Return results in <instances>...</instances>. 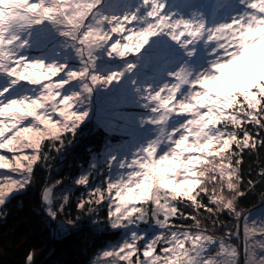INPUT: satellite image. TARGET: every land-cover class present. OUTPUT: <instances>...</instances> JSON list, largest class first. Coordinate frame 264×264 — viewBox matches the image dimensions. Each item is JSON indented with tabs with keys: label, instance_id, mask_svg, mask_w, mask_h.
Listing matches in <instances>:
<instances>
[{
	"label": "snow or ice",
	"instance_id": "1",
	"mask_svg": "<svg viewBox=\"0 0 264 264\" xmlns=\"http://www.w3.org/2000/svg\"><path fill=\"white\" fill-rule=\"evenodd\" d=\"M104 3L0 0V75L9 78V87L0 88V150L12 154L0 155V169L17 174L5 175L0 206L14 189L27 187L34 166L47 160L45 141L49 147L53 141L63 147L65 137L74 136L88 115L83 106L94 89L119 82L136 67L127 63L122 71L101 75L96 70L99 53L109 59L138 56L152 38L164 35L191 57L192 47L202 41L212 45L205 71L181 66L161 86L144 88L142 99L151 116L142 123L160 126V135L120 163L124 173L117 180L89 189L88 198L77 204L91 213L106 201L114 229L151 219L162 232L143 245V236L132 233L92 264H240L237 246L202 226L201 210L213 217V225L223 213L238 221L235 231L225 233L229 240L239 239L243 217L244 264H264V220H250L237 209L239 198L247 195L241 189L244 152L264 148V0H239L242 13L211 28L203 19L177 18L166 11L167 0H137L119 15L101 11ZM36 28L63 37V48L74 54L75 63L26 55ZM113 35L118 37L114 41ZM258 46L260 54L255 55ZM19 83L35 86L34 95L10 98ZM72 86L76 90L67 94ZM185 114L189 118L179 127L166 129L174 116ZM259 175L264 179V169ZM90 177L75 183L87 188ZM247 183L249 191L255 188L256 181ZM41 198L52 205L54 186L46 187ZM68 201L64 195L61 208ZM181 204L192 211L185 212ZM47 210L57 214L52 207ZM177 219L191 223L177 224ZM26 261L32 264V253Z\"/></svg>",
	"mask_w": 264,
	"mask_h": 264
},
{
	"label": "rangeland",
	"instance_id": "2",
	"mask_svg": "<svg viewBox=\"0 0 264 264\" xmlns=\"http://www.w3.org/2000/svg\"><path fill=\"white\" fill-rule=\"evenodd\" d=\"M112 1L113 2H111V0H105V3L101 7V11L108 14L119 15L124 11H130L137 2V0H126L124 8H120L121 3L119 0ZM243 10L244 7L239 3V0H167L166 7V11L174 13L177 18L183 17L185 19H191L195 17L197 19H203L206 22V26L209 28L218 26L221 23L230 22L233 16L242 13ZM117 38V36L113 35L112 39L114 41ZM64 43V38L60 37L55 32L36 28L33 30L30 46L25 49V54L31 59H42L46 62L67 59L68 62L74 64V54L69 49L63 48ZM261 47L262 46H258L254 49L253 54L259 55ZM211 49V44L206 45L202 41L198 42L191 49L194 55L189 57L185 49L180 48L167 36L161 35L152 38L138 56H132L122 60L118 58L109 59L103 53H99L98 55L100 58L99 61H97L96 70L101 75L106 76L113 71H122L127 63H134L136 67L131 73H125L119 82H113L107 88L100 86L96 87L88 98L86 104L83 106L84 110L88 112V115L85 120L79 124L75 134L79 129L81 131V125L86 121H90L91 131L100 129V132L97 131L96 143L90 146V148H94L92 153L93 157L81 172V175L76 177L71 183L60 185V183L56 184L57 181H54L50 183V185H46V187L54 186L53 204L47 205V208L52 207L53 209L57 208L58 210H62L65 206L61 208L63 196L68 195L70 199L72 198V194L75 191L74 185H77L75 181L81 176L91 173L86 192L87 198L89 189L94 190L97 187H106V183L109 179L112 181L117 180L120 175L124 173V170L119 167L120 163L122 161H130L134 153L146 147L150 141L156 139L160 135V126L147 122L142 123V121H146L151 116L150 110L140 108L144 107L142 99L144 88L146 86H151L153 88L161 86L169 80L168 73L177 71L181 66L188 68L194 73L205 71L209 67V61L212 59L210 55ZM33 50L37 52L40 51V53L37 54V52ZM31 53H35L33 58ZM204 55L206 57L201 61V56ZM121 65L124 66L121 67ZM2 81L9 83V78L0 75V83ZM5 87H9V84H5L0 88ZM210 87L213 91L216 90L215 85H210ZM138 89L139 91H137ZM75 90L76 86H72L67 89V94ZM34 92L35 86L27 83H19L11 88L10 93L13 94H9V97L22 98L24 96H33ZM188 118L187 114L174 116L165 127L167 130L179 127ZM92 122H94L95 125ZM83 130L84 129H82V132ZM117 131H119L122 136H125L124 133L126 136H130L127 140L128 143H116L110 146H103V143H107L106 135ZM71 139L72 138L68 139L69 142H67V147L73 145L74 142H72ZM105 140L106 142H104ZM99 141L100 143H98ZM53 145H56L54 141L52 142V146ZM64 146L61 147L57 145L58 151H61ZM166 150V146L161 148V154ZM0 155L11 157L12 154L8 153L6 150H0ZM110 162L111 166H109ZM93 165H95V168L92 167ZM5 175L16 178L17 174L12 173L10 169H0V185L6 183ZM91 180L96 184L94 187H90ZM15 191L17 190L14 189L9 194L6 201ZM106 203L105 201L103 204ZM2 206H0V209ZM103 207H107V204L106 206H100L96 212L90 213L86 206V209H84L85 213L82 215L78 214L77 217L79 219L89 217L90 220L92 218L94 219L92 222L94 224L98 212H100ZM183 208H185V206H183ZM106 209L108 212V207ZM237 209L242 211L244 216H249L250 220H264V197H262L260 203L252 209L246 210L242 207L239 208L238 204ZM99 216L101 217V214ZM199 218L202 226L207 228L208 234L215 236L217 239H225L226 243H232L237 246L240 252V264H244L243 217L239 221V239L233 236L230 240L225 236V233L235 231L238 223L231 214H221L215 225H213V223L208 225L206 223L208 221L207 218L202 219L203 214L200 215ZM179 220L181 221L182 219L175 220V223L179 224ZM67 222L68 225L62 223V228H67L69 226L70 221L68 220ZM115 229L121 231L119 238L117 240H109L104 247L98 250L97 255L94 256L95 260L100 256L103 250L113 245H118L124 240H130L132 233L143 236V241H140V244L143 245L144 242L147 243L162 232L159 225L151 219L143 222H133L132 224H127ZM102 259L101 257V260Z\"/></svg>",
	"mask_w": 264,
	"mask_h": 264
},
{
	"label": "trees",
	"instance_id": "3",
	"mask_svg": "<svg viewBox=\"0 0 264 264\" xmlns=\"http://www.w3.org/2000/svg\"><path fill=\"white\" fill-rule=\"evenodd\" d=\"M119 1L120 8H124L126 0ZM205 57V55L201 56L200 60L203 61ZM5 84L9 83L1 82L0 87ZM92 123L95 125L94 122ZM91 129L90 121L83 123L81 131L79 129L74 136L65 137V146L61 151L57 150L58 143L55 142L56 145L51 144L49 147V142L45 141L44 152L47 160H41L34 166L30 184L24 189L15 191L0 209V264H27L26 257L29 253L33 254L32 264H92L98 250L109 240L119 238L121 231L112 229L108 222L107 207H103L98 212L94 224L92 218L91 221L89 217L84 219L77 217L78 214L85 213L84 210L78 209L77 204L81 197L87 198V188L74 185L72 198H69L64 208L53 209L56 215L49 214L47 204L41 198L46 185L54 181H60V185L71 183L89 164L94 149L90 146L96 143L97 131L100 132V129L93 131ZM124 135L122 136L119 131L108 133L106 135L108 144L103 143V146L128 143L130 136H126L125 133ZM70 138L75 145L73 143L67 147ZM262 169H264V148L251 152L245 150L240 174L243 177L241 189L247 192V195L239 198L237 202L239 208L252 209L264 197V179L259 175ZM249 179L256 181L255 188L251 191L247 183ZM95 185L91 180L90 187ZM204 199L207 203V198ZM183 206L180 205L185 212L192 211L191 207L183 208ZM201 211L202 219L207 218L206 223L211 225L213 217ZM68 220L74 222L67 228H62V223L68 225ZM184 223L191 221L182 219L179 224Z\"/></svg>",
	"mask_w": 264,
	"mask_h": 264
},
{
	"label": "bare ground",
	"instance_id": "4",
	"mask_svg": "<svg viewBox=\"0 0 264 264\" xmlns=\"http://www.w3.org/2000/svg\"><path fill=\"white\" fill-rule=\"evenodd\" d=\"M111 2H113V1L111 0ZM39 53H40V51L37 52V54H39ZM98 61H99V60H98ZM2 82H3V81H2ZM111 102L114 103L113 101H111Z\"/></svg>",
	"mask_w": 264,
	"mask_h": 264
},
{
	"label": "clouds",
	"instance_id": "5",
	"mask_svg": "<svg viewBox=\"0 0 264 264\" xmlns=\"http://www.w3.org/2000/svg\"><path fill=\"white\" fill-rule=\"evenodd\" d=\"M53 218H55V217H53Z\"/></svg>",
	"mask_w": 264,
	"mask_h": 264
}]
</instances>
